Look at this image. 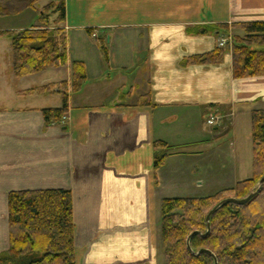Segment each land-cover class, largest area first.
<instances>
[{"label": "crops", "instance_id": "0c3cea01", "mask_svg": "<svg viewBox=\"0 0 264 264\" xmlns=\"http://www.w3.org/2000/svg\"><path fill=\"white\" fill-rule=\"evenodd\" d=\"M48 1L19 15H30L24 27L0 22V33L39 28V11L63 1L69 52L66 67L19 78L12 40L6 50L0 40V256L9 249V194L66 190L73 196L77 264H158L155 207L187 197L162 195L155 142L173 147L166 165L181 162L194 176L186 163L210 148L191 147L220 136L204 127L210 116L264 110V77L236 80L230 56L217 65L186 63L216 51L236 32L232 25L264 22V0ZM207 5L225 31L194 34L209 25ZM74 64L87 78L77 93ZM43 75L50 79L36 85ZM63 85L69 118L48 124L43 110L62 108ZM54 94L57 107H47ZM214 157L225 163L220 149Z\"/></svg>", "mask_w": 264, "mask_h": 264}, {"label": "trees", "instance_id": "16d2710c", "mask_svg": "<svg viewBox=\"0 0 264 264\" xmlns=\"http://www.w3.org/2000/svg\"><path fill=\"white\" fill-rule=\"evenodd\" d=\"M42 0H0V18L16 17L35 9ZM41 27L21 32L0 33L12 40L13 69L16 77H30L49 69L68 65V38L64 30L66 7L62 1L50 4L39 12ZM56 19L51 22V17ZM246 39L234 44L233 75L236 80L264 77V22L237 24ZM208 28H194L197 35L209 33ZM105 53V46H102ZM226 52L222 49L186 64H222ZM72 92L77 93L86 82L85 68L73 65ZM63 87V105L45 109L48 124L61 122L69 114V97ZM55 86L44 88L52 91ZM41 90V91H43ZM254 152V178L241 181L234 189L207 198L165 199L161 208V236L166 264H215L203 253L210 251L218 264H264V185L256 197L245 206L229 204L211 219V233L206 218L219 203L235 198L247 199L258 191L264 177V110L251 115ZM156 169L164 166L170 148L155 142ZM9 249L0 256V264H77L73 196L66 190L13 192L8 196Z\"/></svg>", "mask_w": 264, "mask_h": 264}, {"label": "rangeland", "instance_id": "374dc122", "mask_svg": "<svg viewBox=\"0 0 264 264\" xmlns=\"http://www.w3.org/2000/svg\"><path fill=\"white\" fill-rule=\"evenodd\" d=\"M49 2L45 0L44 3ZM46 4H42L41 8ZM206 9L204 18H207L209 25L205 28L210 29L208 32L211 35H217L219 31H225V26H220L218 23L212 18V12L207 14L208 12V5L205 7ZM44 9V8H43ZM41 9L40 11H42ZM39 11V12H40ZM207 15V16H205ZM30 15L27 13L24 15L19 16L18 18H9L1 20L2 26H9L10 28L15 27H24L27 25ZM42 26V25H41ZM238 26L237 24L232 25L233 32L229 36H225L221 40H227L228 45L225 48L220 47V43H218V48L225 50L226 55L232 58L233 62V49L234 44H239V42L246 39L245 33H238V30L235 28ZM195 28H202V27H195ZM242 31V30H241ZM240 32V31H239ZM244 32V31H243ZM219 36V35H218ZM2 46L4 49H8L10 46V39L9 37H0ZM230 50V52H227ZM4 51V50H3ZM228 54V55H227ZM217 65V64H214ZM52 72V71H51ZM48 75L38 76V79H35V84L39 85L38 83H42L50 78L46 77ZM52 77H60V75H54ZM53 79V78H52ZM58 87V85H55ZM60 98L54 94L47 100V107H57V102L59 103ZM240 110H233L232 115L222 117V121H220L216 126H209L207 122H205L204 127L208 129L209 135L219 134L218 138H212L211 141L204 143L205 145L200 146L196 145L191 147V149L198 147V150L204 148L206 151H209L207 144H209L210 151L207 152L201 159H189L186 165H192L195 169V175L191 176L187 174L188 168H185L181 162L177 163H168L166 165V160L163 170L160 177V184L162 189V195L167 197H187V198H207L213 197L221 192L234 189L237 186L239 181H246L249 179L254 178V152H253V142H252V122H251V113L248 111L246 113L238 112ZM68 120V115L65 116ZM211 117V116H210ZM203 122V121H202ZM61 125V122L53 123V125ZM64 124V123H63ZM66 124V123H65ZM204 129V127H200ZM215 128H219V131L215 132ZM173 147L168 149L169 153L173 154L172 151ZM190 149V151H191ZM220 149L221 153L224 155V162L221 164H217L215 161L216 152ZM172 151V152H171ZM181 153V152H180ZM178 154V153H175ZM181 155V154H180ZM170 157V156H169ZM179 160V159H177ZM166 165V166H165ZM252 173L250 174V178L247 179L245 175L247 170H251ZM187 169V170H186ZM248 171V172H249ZM195 177H198L200 185H197V181H193ZM226 177L224 180L223 178ZM161 208L162 203H157L155 207V219L156 225L158 228V242H159V254L157 258L158 264H166V258L163 251V241L161 236Z\"/></svg>", "mask_w": 264, "mask_h": 264}, {"label": "water", "instance_id": "95a60500", "mask_svg": "<svg viewBox=\"0 0 264 264\" xmlns=\"http://www.w3.org/2000/svg\"><path fill=\"white\" fill-rule=\"evenodd\" d=\"M264 185V177L261 179V181L259 182V185H258V191L256 193H253L251 194L247 199H244V200H238V199H235V198H230V199H227V200H224L222 201L221 203H219L213 210H211V212L208 214L207 218H206V223H207V227H208V232L206 235H204V237L208 236L210 233H211V219L212 217L218 213L222 208H224L225 206L229 205V204H235V205H238V206H245L247 204H249L255 197L256 195L258 194V192L261 190L262 186ZM196 235V234H194ZM193 235V236H194ZM191 236L189 239H188V242H187V246H188V250L193 253L195 256H199L203 253H206L208 255H210L214 261H215V264H218V261H217V258L210 252V251H207V250H201L200 252L198 253H194L191 249V246H190V241H191V238L193 237Z\"/></svg>", "mask_w": 264, "mask_h": 264}, {"label": "built area", "instance_id": "2783aa9c", "mask_svg": "<svg viewBox=\"0 0 264 264\" xmlns=\"http://www.w3.org/2000/svg\"><path fill=\"white\" fill-rule=\"evenodd\" d=\"M228 45L227 40H222L220 42V47L221 48H225ZM67 121V118L64 117L61 121V123H65ZM220 121H222V118H220L219 116H211L210 119L207 120V125L209 126H216Z\"/></svg>", "mask_w": 264, "mask_h": 264}]
</instances>
